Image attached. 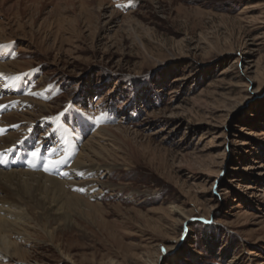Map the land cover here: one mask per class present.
Wrapping results in <instances>:
<instances>
[{
  "label": "rangeland",
  "instance_id": "1",
  "mask_svg": "<svg viewBox=\"0 0 264 264\" xmlns=\"http://www.w3.org/2000/svg\"><path fill=\"white\" fill-rule=\"evenodd\" d=\"M0 45V116L104 166L12 264H264V0H0Z\"/></svg>",
  "mask_w": 264,
  "mask_h": 264
},
{
  "label": "bare ground",
  "instance_id": "2",
  "mask_svg": "<svg viewBox=\"0 0 264 264\" xmlns=\"http://www.w3.org/2000/svg\"><path fill=\"white\" fill-rule=\"evenodd\" d=\"M9 67L10 64H1L0 74L3 75ZM29 79L30 77L21 78L18 86V91H23L28 97ZM27 119L29 118H18L9 114L0 116V213L4 214L3 217L0 216V264L20 263L26 258L19 245L9 241L13 236H19L17 220L29 217L50 238L52 232L43 221L50 219L59 228L71 226L76 210H81L88 203L76 194H69L66 188H73L74 191L82 189L88 195L87 187L91 180L86 177L104 167L94 162L93 158L97 155L91 144H80L83 129L76 133L77 137L71 139L65 153H62L50 148L49 140H32L27 135V129L18 124ZM99 131L105 133L106 129ZM33 152L37 153L35 157ZM50 160L62 162L48 167ZM66 164H69V169L64 170ZM44 172L54 177L45 175Z\"/></svg>",
  "mask_w": 264,
  "mask_h": 264
},
{
  "label": "snow or ice",
  "instance_id": "3",
  "mask_svg": "<svg viewBox=\"0 0 264 264\" xmlns=\"http://www.w3.org/2000/svg\"><path fill=\"white\" fill-rule=\"evenodd\" d=\"M4 47H7L6 45H0V49H2V48H4ZM0 75H2V74H0ZM32 155L35 157L36 155H37V153L36 152H33L32 153ZM62 161H49L48 162V167H54V166H56L57 164H59V163H61ZM45 170H47V168L45 169Z\"/></svg>",
  "mask_w": 264,
  "mask_h": 264
}]
</instances>
